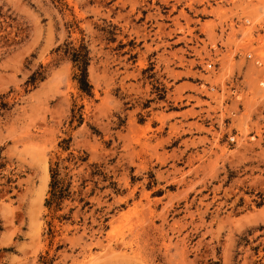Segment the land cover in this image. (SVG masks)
<instances>
[{
	"label": "rangeland",
	"instance_id": "374dc122",
	"mask_svg": "<svg viewBox=\"0 0 264 264\" xmlns=\"http://www.w3.org/2000/svg\"><path fill=\"white\" fill-rule=\"evenodd\" d=\"M42 257L264 264V0H0V264Z\"/></svg>",
	"mask_w": 264,
	"mask_h": 264
},
{
	"label": "trees",
	"instance_id": "16d2710c",
	"mask_svg": "<svg viewBox=\"0 0 264 264\" xmlns=\"http://www.w3.org/2000/svg\"><path fill=\"white\" fill-rule=\"evenodd\" d=\"M68 53L71 54L72 62L75 67L78 69V74L75 77L77 80L79 87L82 91L90 93L92 86L89 83L88 77V67L90 65L89 51L85 45H81L79 48H71L68 49ZM81 160V158L70 157L68 161H76ZM64 161H58L56 163H52L50 165V185L48 197L45 201V208L48 210V214L45 216L48 226L47 234L50 236L51 240H53L56 236V225L54 222L58 220L62 222L66 219H71V217H66L62 215H58L62 209V204L64 200L69 197L71 193V178L69 174L64 171L69 170V167L63 165ZM84 202V199H82ZM90 203L86 202L85 206H89ZM43 264H48L52 262H48L45 257H42Z\"/></svg>",
	"mask_w": 264,
	"mask_h": 264
},
{
	"label": "bare ground",
	"instance_id": "6f19581e",
	"mask_svg": "<svg viewBox=\"0 0 264 264\" xmlns=\"http://www.w3.org/2000/svg\"><path fill=\"white\" fill-rule=\"evenodd\" d=\"M48 179H49V177H48V176H45V178H44V183H43V186H42V190H41V192L45 191V188H46V185H47ZM42 194H43V193H42ZM40 198H41V197H40Z\"/></svg>",
	"mask_w": 264,
	"mask_h": 264
}]
</instances>
